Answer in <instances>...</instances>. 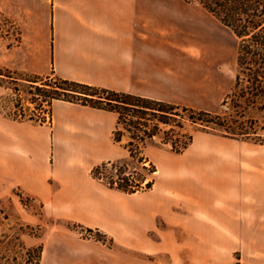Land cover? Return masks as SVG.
I'll list each match as a JSON object with an SVG mask.
<instances>
[{"label":"crops","instance_id":"0c3cea01","mask_svg":"<svg viewBox=\"0 0 264 264\" xmlns=\"http://www.w3.org/2000/svg\"><path fill=\"white\" fill-rule=\"evenodd\" d=\"M8 3L19 13L4 16L8 31L0 24L1 68L211 111L192 103L216 84V68L204 63L210 40L199 4ZM116 126L114 113L65 101L53 102L52 122L43 125L0 112V202L20 191L47 215L122 247L145 246L164 221L170 247L184 246L201 264H264V146L197 132L180 154L147 147L153 188L125 194L91 175L129 156L113 140Z\"/></svg>","mask_w":264,"mask_h":264},{"label":"trees","instance_id":"16d2710c","mask_svg":"<svg viewBox=\"0 0 264 264\" xmlns=\"http://www.w3.org/2000/svg\"><path fill=\"white\" fill-rule=\"evenodd\" d=\"M186 1L202 6L228 28L238 41L235 82L222 104L229 112L196 110L65 80L54 75L19 79L14 77L17 72L0 67L6 73H0V77L12 81L15 94L22 92L19 85L22 80L28 85V94L42 99L41 114L37 119L30 117L24 121L41 125L51 123L54 101L114 113L117 116V126L113 140L124 145L129 152V159L140 165L147 161L144 150L149 145L170 146L177 154L188 149L193 142V135L183 133L186 121L198 126L203 132L264 146V0ZM109 166L118 171L116 177L104 174ZM143 169L147 170L145 167ZM91 175L109 189L125 194L147 191L154 185V180L144 185L146 177L138 172V168L132 169L128 161L104 163L95 167ZM97 233L101 234L98 230ZM28 253L30 256L35 254L39 264L42 250L31 249Z\"/></svg>","mask_w":264,"mask_h":264},{"label":"rangeland","instance_id":"374dc122","mask_svg":"<svg viewBox=\"0 0 264 264\" xmlns=\"http://www.w3.org/2000/svg\"><path fill=\"white\" fill-rule=\"evenodd\" d=\"M25 1L40 2V0H23ZM8 2L9 0H0V16H2L0 24L7 31L9 22L8 17L4 19V16L19 13L18 10L11 8ZM161 2L187 1L161 0ZM198 17L209 32L210 43L204 63L216 68V84L209 96H192V103L199 108H209L211 113L229 112L228 108L222 107V104L235 82L238 41L232 32L211 14L201 9ZM10 31L13 35L11 40H17L20 34L19 28ZM0 73L6 74L1 70ZM14 77L28 79L33 76L17 73ZM0 84L2 90L0 112L3 115L15 121H24L30 117L37 119L41 114L42 99L27 93V83L20 80L22 91L20 94L14 93V85L10 79L0 77ZM184 125V134L194 136L197 132H203L188 121ZM153 146L171 148L163 145L147 147L150 149ZM144 156L147 161L142 165L129 159V156L120 161L130 162L132 169L138 168V172L146 177L145 185L151 180L155 181L157 168L148 157L146 150ZM144 167L147 170H144ZM104 174L116 177L118 171L109 166ZM89 230L91 229L47 215L39 199L16 191L12 197L0 202V264H38L36 255L32 253L30 256L28 253V250L37 248L42 250L39 264H201L196 261L198 258L187 252L184 246L170 247L168 224L164 221L158 223V228L150 235L148 243L142 247L118 246L103 233ZM238 259L239 257L236 256V260ZM235 264H239V261Z\"/></svg>","mask_w":264,"mask_h":264}]
</instances>
